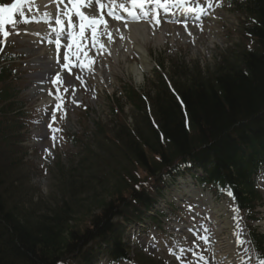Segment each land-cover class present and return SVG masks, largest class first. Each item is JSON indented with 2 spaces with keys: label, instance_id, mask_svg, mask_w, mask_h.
Wrapping results in <instances>:
<instances>
[{
  "label": "rangeland",
  "instance_id": "rangeland-1",
  "mask_svg": "<svg viewBox=\"0 0 264 264\" xmlns=\"http://www.w3.org/2000/svg\"><path fill=\"white\" fill-rule=\"evenodd\" d=\"M228 8L229 6H226V8L219 13L222 20L217 23L221 25L222 29H224V25L233 27V30L229 33L232 38L228 41L227 39L230 36L227 31L224 30L223 32H220V35L218 36L215 33L211 34L207 29L202 35L197 34L200 39L196 42V44L189 43V45H187L186 43L188 42L180 37V42L183 43L177 45V48H180V50L166 53L163 48H161L163 41L165 40L163 35L160 36L159 41L158 39L153 41L149 40L146 37V32H144L143 38L145 39L148 47H150L149 54L152 59L150 61L152 64L150 70L148 72L145 71L144 81L137 82L133 73L131 71L128 72L125 57L133 55L128 48H124L122 51L113 50L111 52L113 58L108 61L107 67H103V69H106L107 71H105L104 79H100V83L97 81L99 80L98 77L101 76V73L100 71H97L98 67L95 64L92 66V71L84 69L85 75L87 74L91 77L87 79V82L90 83L93 81L96 88L95 92H98V94H94L91 97L86 96V89L83 85L79 81L74 82L73 86L75 89L76 84L78 85V90H76L77 95L82 97V100H87V102H84V105L86 107L88 106V109L86 110H83L82 107L76 110L73 109L71 107V92L65 94L67 109L66 116L61 118L58 114L57 122L54 124L57 125L58 128L62 129V131L57 132L58 137L56 140H53V142L47 141L46 139L41 141V147L43 148V145H46L50 154L56 157L54 161L49 162L45 166L46 168L43 169L41 167L42 161L38 155L34 154L32 158H30L27 156V153H25V147L22 152L19 151L16 136H11V138L8 141L6 140L4 144L0 143V171H4L5 173L0 193H2L1 191L5 192L3 194L8 200V203L18 206L20 210L19 214L28 217L36 208L40 209L36 211V214H33L40 216L47 215V213L53 212V210H56L58 207L61 208L65 206L68 209V212L70 213L69 217L71 218L69 227L76 230H82L86 226H89L91 220L94 218L95 215L94 213L92 215V212L95 211L97 213L95 214L98 215L102 202L106 199L112 198L111 193L121 191V195L125 197L126 187L124 186V182L120 178H111L112 171L117 167H120L124 162V155L120 150V141L115 143L112 139V136L117 131L116 129L113 130V127H116L115 124L119 120H124L128 124L129 128L133 130L136 124L140 122L142 112L136 109L133 105L130 108V105L125 104V102L122 101L119 104L123 106L124 112L118 115L114 114L112 116L113 108L111 106V99L107 98V96L111 95L113 91L119 92L125 83L145 85V92L149 93L150 90L152 91L149 98L152 103L151 109L154 110L156 109L155 105L157 103V99L155 98L157 82L160 79L159 73L157 71L154 73V71L151 70L154 67V60L161 64L164 71L169 73L172 83L179 93L182 88L189 86L192 80H197L199 77L215 73L218 69L228 67L229 65H237V63H239V52L242 49L254 46V43L250 41L248 39L249 37L244 33L245 15L243 13L240 14L236 8H229V10ZM246 23H248V18ZM216 30L218 32L221 31L219 27L216 28ZM175 35V37L178 36L177 33ZM198 36L195 37L194 41H197ZM232 40L236 43H229V41ZM21 41L22 40L19 38L18 42L20 43ZM226 41L229 43V47L224 48V46H226L225 43H227ZM118 44L116 46L120 47ZM130 44L133 45V40H130ZM33 46L34 44H31L30 47L26 46L30 49L29 53L31 55L20 60L19 63H23L24 65L19 67V70H21L24 74H22V76L14 82L17 87L22 88L23 90L20 93V99L27 102V106L24 111L26 112V115L28 113L30 114L29 118L25 119L26 115L23 116V118H18L15 114L6 115L4 118L0 116V122L7 121V123H4L7 129H10L8 123H20L21 120H24L25 122L30 121L28 127L15 132L22 139L20 144H25V139L27 137L32 143V134H34L35 131H40L38 133L43 134V132H45L44 127L46 126V123H52L49 116L51 107L48 109L43 105H37L36 102L42 100V94H38L36 96L34 95V76H36L38 71L42 70V68L32 61L41 55L40 51L35 49ZM18 48L21 49V45H17V51H19ZM181 48L183 49L181 50ZM22 50L23 49H21V51ZM174 54H176V56H174ZM132 61H134V59ZM52 68H54V66H52ZM114 81L115 84L111 85ZM52 105L53 104H50V106ZM84 105L83 107H85ZM90 109H93L94 111ZM94 123H97L98 125L95 126ZM27 131L29 132L27 133ZM74 139H79V141L75 144L72 142ZM24 158L28 160L32 166L23 164L20 166V169L17 167V164H15V166L9 169L11 172L5 171V164L16 162L15 160L17 159V162L23 161ZM56 160L58 161L56 162ZM154 162L155 161H153V163L150 162V166H154ZM127 165L129 164L127 163ZM131 168L140 174L139 176L141 178L145 175L143 170L136 169L135 167ZM90 174L92 175L93 183L90 181ZM124 178L129 180V178H126L125 175ZM149 180V183H153L155 178L149 176ZM182 180L186 183L188 176L182 175L178 177L176 181L177 183L175 182L170 186L168 185V188L164 192L165 197L161 199H166L167 191L173 192L176 186L179 187ZM19 181L22 183L21 186L17 185ZM71 181L74 182L77 187L79 186V189H81V192L75 200H73L71 195L74 184ZM94 181L97 184H94ZM105 182L107 184L105 186H101L102 183ZM93 184L97 187L96 190H91V187L94 186ZM89 185L90 187H88ZM183 185L184 184H182V186ZM195 185L200 187L197 182ZM101 192L103 194H101ZM9 199L12 201H9ZM212 199L214 200V198ZM214 203L218 204L217 208L220 210V215L222 212L226 213L224 217L233 212V207L224 205V199L220 198L218 201L214 200ZM192 209L198 214V216H193L197 218V221L194 224H198L201 220L203 221L202 215L205 211L204 208L197 207L195 210V208L192 207ZM258 211L259 216L262 218L259 221L260 225H258V227L264 232V207H260ZM218 216L215 215V217ZM172 217L177 219V216L173 213ZM236 218L237 215L232 217L235 221L237 220ZM149 220L145 221L146 227L149 226ZM205 220L206 219H204V221ZM25 221L28 224L30 221L34 223L32 219H26ZM220 224H218L214 219L210 220L207 232L208 241L211 240L212 242L214 239L212 231H218V229L221 228ZM152 227L150 226L149 230H151ZM128 232L129 231L125 234V237H129ZM222 232V234L216 236L217 248H219V252L225 256L226 259L229 255H231V253L238 254L239 256L241 255L244 258L251 256L247 249V244L240 247L237 246L236 249L233 250V243L230 242V240H232L231 236H228L229 234L225 231ZM151 233L154 234V230H152ZM186 239L187 240L184 241V243L191 241L194 249L207 257L197 262V257L193 256L191 259L193 264H223L222 258H217L215 256V250L213 248L216 243L210 247L209 253L208 251L206 252L204 240L195 239L196 243H193L194 240H191V237L187 236ZM127 240L129 239L127 238ZM218 242L228 244L227 253L224 252L225 248L222 244L219 247ZM160 244H164V240H160ZM197 244L199 247H197ZM170 245L173 246L172 244ZM156 255L159 254L156 252ZM160 257L168 259L169 262L155 260L157 264H181L174 262L168 254H161ZM214 257L219 261L215 260ZM252 261L253 258L249 259V263H252ZM239 262L240 260L235 263L238 264ZM147 263L152 264V260L147 259Z\"/></svg>",
  "mask_w": 264,
  "mask_h": 264
},
{
  "label": "trees",
  "instance_id": "trees-1",
  "mask_svg": "<svg viewBox=\"0 0 264 264\" xmlns=\"http://www.w3.org/2000/svg\"><path fill=\"white\" fill-rule=\"evenodd\" d=\"M248 10L256 18L253 33L259 38V48L244 51L237 65L192 80L180 90V100L169 96L163 87L153 115L141 116L133 130L123 125L116 132L124 162L112 171L111 178L124 182L127 197L144 206L152 201L146 189L135 191L142 182L131 167L139 165L138 169L155 176L176 162L191 161L211 168L209 180L230 183L240 204H251L254 197L247 187L249 165L242 154L245 145L261 147L264 152V0H251ZM4 99L0 94V102ZM10 108L3 105L0 114L6 115ZM153 161L154 166H150ZM2 181L0 174V187ZM90 181L93 183L91 174ZM73 186L72 194L78 197L81 189L75 183ZM1 192L0 264H59L70 253L79 255L89 241L113 232L114 216L120 209L126 211L129 204L121 191L111 193L112 198L99 206V214L92 212L95 216L90 225L76 230L69 227L66 207L40 216L35 215L40 209L36 208L35 214L23 216ZM26 219L34 223L28 224Z\"/></svg>",
  "mask_w": 264,
  "mask_h": 264
},
{
  "label": "snow or ice",
  "instance_id": "snow-or-ice-1",
  "mask_svg": "<svg viewBox=\"0 0 264 264\" xmlns=\"http://www.w3.org/2000/svg\"><path fill=\"white\" fill-rule=\"evenodd\" d=\"M127 2L131 4V9L125 3L117 5L115 0H107V4L102 0H50V3L55 5V13L44 11L39 16L36 13H40V9L34 7L36 0H13V2L0 3V32L3 33L5 38L10 35L9 31L5 30V25H11L13 29H16L21 22L16 19L17 15L22 18V22L25 24L43 21L51 30L50 42H54L55 45V62L65 70L63 77L60 72H55L54 78L49 77V81L55 85V91L49 90L48 94L55 96L57 102L51 106L49 116L52 123L48 124L47 127L51 128L54 133L62 131V129L53 125L57 122L58 114L61 118L66 116L65 94L71 92L73 96L71 103L74 106L79 104V101L75 99L74 80L79 81L86 87V82L82 77L73 74V68L92 71V66L95 63V60L89 56V44L84 42L87 39L85 36L86 31L90 32V47L95 49L97 54L102 55L105 49V45L98 35V29L101 26L105 29L108 40L112 41L114 39L111 31L108 30V22L104 19L105 8H107V15L115 19H122L121 16L116 15L115 9L119 7L128 12V15L132 16L134 20L151 17L155 18L157 24L160 22L161 10L163 13L176 15L174 10L178 9L182 16L192 17L196 23L200 24L201 31H203L202 18L211 17V10L217 6L216 0H207L206 6L203 4V0H200V3L195 6H189L186 0H127ZM85 9L88 11L86 12ZM135 9H139V12ZM181 22L187 27L189 21L182 20ZM125 27H127V24H125ZM16 34L19 35V32ZM62 39L70 42L62 45ZM120 39H124V37L121 36ZM62 47L67 50L62 57L63 63H61L60 56ZM55 139L56 136H53V140ZM226 194L229 197L233 196L231 191H227ZM188 207L191 210L193 206L189 205ZM236 212H238V209H233V213ZM189 231H192V229H189ZM204 231L207 232L208 229H204ZM200 239L207 241L208 236L202 235ZM193 243H196V241L194 240ZM239 243L243 245L245 241L240 240ZM152 246L156 247L154 238ZM197 247H199L198 244ZM169 251L181 264H193L192 260L187 258L189 253L197 257V262L203 260V257L192 247L180 248V255H176L172 248H169ZM259 264H264V259H261Z\"/></svg>",
  "mask_w": 264,
  "mask_h": 264
},
{
  "label": "bare ground",
  "instance_id": "bare-ground-1",
  "mask_svg": "<svg viewBox=\"0 0 264 264\" xmlns=\"http://www.w3.org/2000/svg\"><path fill=\"white\" fill-rule=\"evenodd\" d=\"M211 32L214 31V24H211ZM143 36L140 34L139 36L136 37V41L134 42V51H137L139 54H140V60H141V63L143 65L144 68H148L149 65H150V62H149V53L146 49H144L143 47V43L141 41H139L138 39L142 38ZM48 49H50V54L49 55H53V49L47 47ZM47 56L48 53H47V50H46V53L44 55H42L40 58L44 57V56ZM39 59V58H38ZM40 64H44V62L41 63V60L39 59V62ZM130 67V70L139 78V77H142L139 71V69L137 68L136 64H130L129 65ZM140 74V75H139ZM119 179V178H117ZM214 213L215 214H218V210L216 208L213 209Z\"/></svg>",
  "mask_w": 264,
  "mask_h": 264
}]
</instances>
